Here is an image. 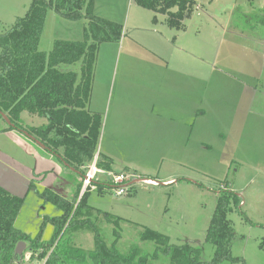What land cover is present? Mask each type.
Returning a JSON list of instances; mask_svg holds the SVG:
<instances>
[{
	"label": "rangeland",
	"instance_id": "rangeland-1",
	"mask_svg": "<svg viewBox=\"0 0 264 264\" xmlns=\"http://www.w3.org/2000/svg\"><path fill=\"white\" fill-rule=\"evenodd\" d=\"M31 2L0 0V34L25 15ZM133 12L141 18L135 21ZM93 13L122 26L118 42L98 48L92 100L101 129L93 160L107 155L113 159L112 174L132 172L130 183L137 182L121 196L113 189L99 195L93 184L81 189L77 201L87 193L88 206L119 218V232L128 246L142 229L167 236L173 245L190 241L198 246L204 243L219 192H232L238 202L227 216L235 233L230 255L238 261L219 264H264V0H195L180 31L144 26L153 13L134 0H94ZM135 24L142 26L134 29ZM81 26L83 21H67L49 11L39 48L48 52L55 40H82ZM135 32L158 36L154 47L161 52L154 55L135 45ZM158 55L167 64L191 66V125L185 134H171L166 126L171 121L159 120L158 111L152 114L146 105L144 112L129 109L137 100L143 103L142 98L150 104L184 93V80L172 78L168 88L151 93L149 75L141 71L148 80L136 77L139 62L164 65ZM178 111L174 106V113ZM21 119L28 127L46 124L27 114ZM6 127L0 121V129ZM171 178L174 182L164 183ZM81 179L58 155L24 134L0 131V188L23 200L17 230L48 241L53 233L49 220L62 211L41 194L47 189L72 202ZM146 179L154 184H146ZM95 210L96 228L106 241L112 240V226ZM72 241L90 251L94 236L81 230L72 234ZM30 256L24 254L23 264H42ZM212 256L213 249L204 246V259Z\"/></svg>",
	"mask_w": 264,
	"mask_h": 264
},
{
	"label": "trees",
	"instance_id": "trees-1",
	"mask_svg": "<svg viewBox=\"0 0 264 264\" xmlns=\"http://www.w3.org/2000/svg\"><path fill=\"white\" fill-rule=\"evenodd\" d=\"M135 4L156 15L165 16L166 25L184 30V20L193 11L195 0H134ZM94 0H32L25 15L0 34V112L16 131L27 132L74 173L83 177L96 154L101 120L89 110L94 69L99 45L118 42L122 26L93 13ZM72 22H84L81 41L55 40L44 52L39 48L46 14ZM22 114L44 119L39 127L23 125ZM0 121L5 122L1 116ZM7 125L0 131L15 130ZM97 167L112 172V161L99 154ZM124 171H128L125 169ZM93 186V185H92ZM91 186V187H92ZM101 195L112 189L110 182L94 184ZM129 188H131L129 186ZM79 182L73 201L45 190L42 197L61 209L51 218L53 233L48 241L40 235L31 237L15 228L23 200L0 188V264H23L25 253L42 264H219L235 263L231 245L235 233L228 220L237 195L220 191L211 216L204 243L190 241L179 245L153 230L142 229L137 241L128 246L122 241L119 218L87 205ZM112 226V240L106 241L96 228L93 211ZM96 219V218H95ZM89 230L94 236L93 249L85 251L72 241V234ZM110 238V237H109ZM23 242L25 251L15 255ZM213 249L210 261L204 259V246Z\"/></svg>",
	"mask_w": 264,
	"mask_h": 264
},
{
	"label": "crops",
	"instance_id": "crops-1",
	"mask_svg": "<svg viewBox=\"0 0 264 264\" xmlns=\"http://www.w3.org/2000/svg\"><path fill=\"white\" fill-rule=\"evenodd\" d=\"M133 16H134L135 21H137V19L141 18V14H138L137 12H133ZM128 19H129V14H128L127 20ZM106 20H109V19L107 18ZM142 20L144 23V18ZM148 23H150L151 26H153L155 24L156 25L158 24L161 27L166 26L165 20H163V21L158 20L157 15L155 16L154 14L152 15V17L147 19V22H145L144 26L148 27ZM141 26L139 24L133 25L134 29H138ZM144 30L146 31L144 33L156 34V31H152V32L149 31L150 28H145ZM81 31H83L82 26H81ZM161 31H163V28ZM136 33H138V32H135V36L133 37V40H132V42L135 45L143 46L148 53H153L154 55L158 54L159 51L161 52V48L158 49V47H154V46H156L154 44H158V41H157L158 36L155 37V36H151L149 34H145V36H144L143 34H140V33L136 34ZM141 33H143V32H141ZM160 34H162V32ZM136 40H139V41H136ZM66 41H68V40H66ZM75 41H81V38L79 40H75ZM127 58H130V56H128ZM155 58L158 61L162 62L164 65H148V64H144L142 62H139V64H136L137 69H138V74H136V77L137 78L142 77V78H145L146 80H148L147 77L149 75V78L152 80V82L149 84L150 87H152V90H150L151 93L153 91H163L166 88H168L169 80L172 78L178 79V81L184 80L182 83V86H181V89L184 90V93L180 94V92H179L178 94H176L174 97H172L170 99H161V102H152L150 104H148L147 102L144 101L145 98H142L143 103H141L140 101L137 100L136 102H134V104L130 105L129 109L133 113H137L138 111L144 112L146 109L145 108V105H146L149 107L148 111L150 113L153 114V112L158 111V113L156 112V117L159 118V120H161V121L166 120V117H167L171 121V123H168L166 125L170 128L169 131L171 134L172 133H180V132H181V134H185L186 129L188 127H190V125H191V97H189V95L191 93H190L189 89L187 88L190 86L189 80H191V66H188V65L177 66V65L167 64L165 61H163L161 59L160 55L155 56ZM141 71H143L144 73H146L148 75H142ZM178 84H180V82ZM93 102H94V100H92V96H91L89 107H88L91 112H93ZM174 106H177L179 108V111L176 114L174 113ZM22 115H21V117H22ZM44 124H42V125H44ZM29 127H33V126H29ZM104 156L108 157L113 163V159L111 157H109L107 155H104ZM123 169L124 170L127 169L128 171L130 170L128 167H124ZM128 171H126V172H128ZM130 172H131V170H130ZM131 174L134 177L132 172H131ZM174 180H175L174 178H171V179L166 180L164 183H167V184L172 183V182H174ZM146 182H147V184H154L153 182H150L148 180Z\"/></svg>",
	"mask_w": 264,
	"mask_h": 264
},
{
	"label": "built area",
	"instance_id": "built-area-1",
	"mask_svg": "<svg viewBox=\"0 0 264 264\" xmlns=\"http://www.w3.org/2000/svg\"><path fill=\"white\" fill-rule=\"evenodd\" d=\"M109 173V174H107ZM111 172H107L104 170H100L97 167V159L95 158L91 163L90 168L86 172V174L82 177V190L92 186L97 182H110L112 184V189L115 190L117 196H121L125 193L127 186L130 184L132 180V174H110ZM147 179L145 183L147 184ZM152 185V184H150Z\"/></svg>",
	"mask_w": 264,
	"mask_h": 264
},
{
	"label": "water",
	"instance_id": "water-1",
	"mask_svg": "<svg viewBox=\"0 0 264 264\" xmlns=\"http://www.w3.org/2000/svg\"><path fill=\"white\" fill-rule=\"evenodd\" d=\"M0 116H1V118L6 122V124H7L8 126H10V127H12V128L15 129L14 125H12V124L10 123V121L8 120V118H7L3 113L0 112ZM15 130H16V129H15ZM21 132H22V134H24L27 138L31 139L36 145L40 146L43 150H47V151H48V149H47L44 145H42L39 141L35 140V139H34L31 135H29L27 132H24V131H21ZM64 165H65V164H64ZM65 166H66V165H65ZM71 170L74 172L73 169H71ZM135 182H137V180H134V181L131 182L129 185L131 186V185H132L133 183H135ZM25 248H26L25 243L20 242V243L16 246V249H15V255L20 257V256L23 254V252L25 251Z\"/></svg>",
	"mask_w": 264,
	"mask_h": 264
}]
</instances>
